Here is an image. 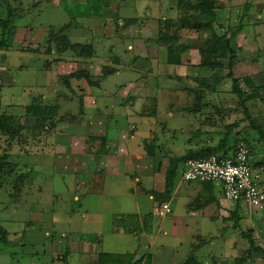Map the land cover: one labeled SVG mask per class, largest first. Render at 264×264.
I'll use <instances>...</instances> for the list:
<instances>
[{"label": "rangeland", "instance_id": "rangeland-1", "mask_svg": "<svg viewBox=\"0 0 264 264\" xmlns=\"http://www.w3.org/2000/svg\"><path fill=\"white\" fill-rule=\"evenodd\" d=\"M92 1L0 0V42L9 43L7 47L2 45L3 48L0 51V83L2 85L0 112L8 114V110L11 109L13 113L10 116L14 118L15 129L21 125L23 128L15 141L0 131V163L3 165L0 172V248L6 251L28 255L37 250L40 255H43V252L51 254L53 246L45 234L53 228V225L46 224V222L50 223V220L56 218L58 223L55 225V231L57 233L64 230L70 232L77 230L74 238L82 235V232L87 237L96 229L101 231L99 222L102 221L103 216L100 211L108 213L116 207L119 209L121 204L128 207L126 211L132 210L131 204L135 201L134 198L123 196L119 199L108 194L113 188L120 189V185H124L119 179L107 178L105 186L94 184L97 157L94 163L89 161L86 171L82 172L74 170L76 167L81 170L82 166L80 159L76 156L68 162H59V164L57 162V165H53V162L47 160L48 158L44 160L45 156L39 155L40 151L45 154V149L50 146L48 143L44 144V140L48 137L52 138L55 133L54 126L51 124H80L74 121L84 115V110L81 112L75 110V113L74 111L58 112L53 121L42 122L43 127L35 123L34 119L27 116L25 112L26 107L38 102L32 91L35 86L43 85L50 89L53 88L51 92L54 91L59 96L61 87L65 84L70 88V85H68L69 76H58L57 71L70 73L72 70L78 72L82 68L80 66L73 68L69 65L72 62L69 59L73 52L70 49L72 44L67 43L65 48L55 44L56 34L62 33L63 37L60 38L70 36L74 44L78 40L77 34L84 38L90 36L89 41L96 47L98 56L107 49L108 43H111L105 41L104 37H98L101 36L99 31L96 36H93L90 34L91 31L82 30L83 25L87 24L85 19L88 20L90 17L84 18L80 23L77 22L78 15L94 13L90 10L91 7H88L93 6ZM108 1L105 5V18L113 21L111 26L116 28V39L121 42L116 45L119 47L118 50L122 49L118 55L125 60V54L130 52L124 39L129 35V28L133 26L130 25V20L133 19L130 16H122L121 13L125 10L114 2ZM215 2L214 21L205 22L207 28L205 30L199 32L191 30L176 38L180 46L177 49L183 52L197 47L202 51H207L212 32L217 37L224 36L225 40L229 41L230 47L236 51L232 67L234 76L241 81L245 94L249 98L254 96L247 101V106L249 115L261 132L254 130L245 118L238 98L232 92V82L226 77L229 71L227 52L225 57H221L220 48L217 49V55L215 51L207 53L206 58L209 64L217 65L214 68H202L203 59L200 61L196 53V59L189 60V64H183L182 69L180 63L176 72L164 70L165 66L162 65L164 67L160 69L159 76L169 77V79L171 77L170 80L161 81L166 89L162 88L160 81L145 82L149 89L143 93L144 102L132 105L137 111H133L130 121L124 122L118 119L116 123L126 124V136H137L144 140L143 145L154 149V155L148 158L146 166L157 168L164 174L170 161H177L174 182L184 169L186 161L183 160L190 154L219 146L226 136L232 144L237 140L248 142L254 151V169L258 172L262 170L264 174V0H216ZM93 9L98 10L99 6H93ZM128 18L130 20H127ZM195 18L196 21L204 19L200 15ZM191 19H194L193 15L188 17V21L191 22ZM135 20L138 21L135 28L144 24L139 22L140 19ZM120 21L123 22L122 25ZM94 22L90 19V23ZM81 24H83L82 27L79 26ZM96 24L99 25V21ZM74 26H79L77 32L70 33ZM85 46L89 47L87 50H91V53L94 52L93 45L85 43ZM64 57L68 59L63 60ZM192 61L196 63L190 64ZM60 62L68 64L65 67L61 66V69L54 68V66L58 67ZM76 62L80 64L83 61ZM104 69L98 77L88 74L84 78L81 76V79L87 82L90 77L94 78L95 83L88 80L89 83L91 82L90 86L93 84L91 86L93 88L101 82L99 77L103 78L102 75L111 73L106 68ZM81 87L80 85L79 88ZM84 87L85 89L75 91V94L80 91L85 92L87 88L85 85ZM256 88L262 89L259 92ZM93 100L94 98L90 97V104ZM125 104L121 103L123 107ZM126 106L131 107L130 104ZM92 115L99 116L96 112ZM110 117L114 119L115 113L114 115L111 113ZM234 124L235 128L230 129L229 127ZM75 130L76 128L71 132L79 138V141H82L80 137L86 136V152L95 154L98 147L95 146L96 141H93L95 137L90 136L94 132L92 128L89 131L82 130L86 133L79 132V130L75 133ZM118 130L121 129L118 128ZM66 131V129H59L57 134L59 137L67 135ZM114 133L116 132L111 131L112 135ZM33 147L39 149L35 150ZM48 156L51 159L55 157L54 153ZM255 177L257 181L260 180L258 174H255ZM127 180L130 186L134 183L131 177H127ZM203 184H211L218 190L220 187V197L226 200L220 182ZM260 185L263 183L261 182ZM136 186L143 188V186ZM102 188H104L103 191H100ZM74 197H79L81 202L83 201L81 209H78L79 206ZM140 202L143 212L152 210L153 203L147 195H142ZM100 203H109L107 204L108 209L99 210ZM73 210L80 212L82 217L88 212L86 219L83 220L78 214L75 217L72 216ZM61 211L70 213L63 218ZM235 216L232 215L229 219L228 240L222 242V246L220 245V248L218 246L216 252L219 253L222 250L224 254H228L229 258L238 255L244 260V264H264V253L258 254L253 251L248 240V234L253 240L252 232L244 225L240 227L241 230L233 231L236 229V226L232 228L233 225L238 224L241 219L240 216ZM40 218H42L41 222ZM223 223V221L220 222L221 225ZM5 238L7 242L4 241ZM229 264L233 262L230 260Z\"/></svg>", "mask_w": 264, "mask_h": 264}, {"label": "crops", "instance_id": "crops-1", "mask_svg": "<svg viewBox=\"0 0 264 264\" xmlns=\"http://www.w3.org/2000/svg\"><path fill=\"white\" fill-rule=\"evenodd\" d=\"M110 1L125 10L121 13L122 16H130L133 19L130 20V17L127 19L130 20V25L133 26L129 28L130 36L128 35L124 39L130 52L124 53L125 60L118 55L122 49L118 50L119 47L116 45L121 42L116 39V28L111 26L113 21L105 18V5L109 1L93 0V6L97 7L98 5L99 9L94 10L93 6H88L91 7L90 10H93L94 13L78 15L79 17H76L77 22L80 23L84 18L90 17L95 22L90 23V19H85L87 24L79 25L80 27L83 25L82 30L91 31L90 34L93 36H96L99 31L101 36L98 37H104L105 41L111 43L107 42V49L103 50L98 56L96 47L89 41L90 36H86V39L77 34L76 44L72 42L70 36H67V41L70 44L85 46V43H88L93 45L94 51L89 57L72 52V56L69 57L72 62L69 65L73 68L80 66L82 68L78 72L86 71V75L90 74L91 76L98 77L101 75V70H105L104 68L111 71V73L105 76L102 75L103 78L99 77L101 82L91 88L93 84L90 86L88 79L87 83L85 79H76L71 76L78 73L76 70H72L70 73H62L59 70L56 75L69 76L68 85H70V88L64 84L63 88L61 87L59 96L54 91V94L51 92L53 88L50 89L43 85L35 86L32 91H34V97L38 100L37 104L43 107L57 105L59 107L58 112L61 113L71 111L75 113V110H79V112L84 110V115L74 121L80 124H54L55 133L52 138L48 137L44 140V144L48 143L50 146L45 149V154L40 151L39 155L41 157L45 156L44 160L48 158L47 160L53 162V165H57V162L58 164L59 162H68L73 156H76L80 159L82 166L80 167L81 170L77 167L74 170L82 172L86 171L87 166H89L88 162L92 161L94 163L97 157L98 164L93 178L94 184L105 186L107 178L116 177L119 179L124 185H120V189L113 188L108 194L119 199L123 196L124 198H134L135 201L131 204L132 210L126 211L128 207L121 204L119 209L116 207L112 211L109 210L108 213L100 211L103 216L102 221L99 222L101 231L96 229L87 237L82 232V235L74 238L73 236L77 233V230L73 232L64 230L57 233L55 225L58 222L56 218L52 219L50 223L46 222V224L53 225V228L45 234L53 246L51 247V254L43 252V255H40L39 251L35 250L34 253L22 255L0 248V264H100L102 256L106 257L103 259V264H115L109 259L111 256L132 257L131 260L123 259L122 264H229L230 260L233 264H244V260L238 255L229 258L228 254H224L221 249L222 253L216 252L218 246L220 248L222 242L228 240L229 219L232 215L241 217L238 224H232V228L236 226L233 231H238L237 229H240L243 225L245 228L247 227L253 234L255 246L263 251L261 253H264V211L251 208L244 202L234 203L222 199L220 197V187H218V190L211 184L186 183L181 181L180 177L174 182L169 197L160 198L162 195L164 196L166 190V173L163 174L157 168L153 169V167L146 166L149 157L144 151V140L137 136H126V124L116 123L118 119L124 122L130 121L133 111H137L132 105L144 102L143 93L146 89H149L145 82L148 80L155 83L160 81L162 88L166 89L161 81L170 80L171 77L169 79V77L159 76L160 69L164 66V70L168 69L171 72H176V69H178L179 65H174V63L168 61V47L171 45L170 42H178L179 40L176 38L180 35L191 31L178 26L180 17L185 16L187 13L184 5H180L179 0ZM135 19H140L139 22L144 24L135 28L138 25V21L136 22ZM97 21H99V25L96 24ZM120 22V25H122L123 22ZM79 26H74L70 33L77 32ZM138 33L139 35H137ZM195 53L201 61L199 48L197 47L190 48L180 55L181 69L184 66L183 64H189V60L196 59ZM66 59L68 58H63V60ZM76 61L83 62L79 64ZM195 63L192 61L190 64ZM66 64L68 63L60 62V65L58 67L54 66V68L61 69V66L65 67ZM162 65L164 66L162 67ZM171 75L174 77L173 73ZM95 79L97 80V78ZM90 80L93 82L94 78L90 77ZM80 85L83 88H79ZM84 85L87 90L75 94V91L85 89ZM56 90L58 92L57 88ZM90 97L94 98L91 103L92 106ZM124 101L127 103L125 102V104ZM121 103L125 106L123 107ZM128 103L131 105L129 108L126 106L129 105ZM8 111L7 115L10 116L13 112L11 109ZM95 112L99 116H93L92 114ZM111 113L113 115L115 113L116 117L114 119L110 117ZM81 126L82 128L79 129ZM75 128V133L78 130L86 133L92 128L94 132L90 136L95 137L93 141H96L95 146L98 147L95 154L92 155L86 152L87 138L85 135L80 137L82 141H79V138L72 134L71 131H74ZM118 128L121 130L119 131ZM59 129L67 130V135L60 136L61 139L57 134ZM84 129L86 131H82ZM111 131H115L117 134L112 135ZM34 149L38 150L39 148ZM52 153L55 156L53 159L48 156ZM252 160L254 162V158ZM261 171L258 172L254 169L253 175L258 185L264 188V174ZM255 174H258L260 180L257 181ZM95 177H97L96 180ZM127 177L133 179L134 183L131 186ZM259 182H262L263 185H260ZM135 185L143 186V188H137ZM104 188L100 191H103ZM142 195H147L153 203L152 210L149 212L142 211L143 207L140 202ZM74 198L79 206L78 209H81L83 201L81 202L79 197ZM107 204L109 203H100L98 209L107 210ZM163 204H169L172 210L169 216H160ZM61 213L64 218L70 212L61 211ZM79 213L73 210L71 214L74 217L78 214L85 220L88 212L83 217ZM130 215L136 218L127 225H122V218ZM149 215L151 217L147 218ZM39 221L41 222L42 218ZM222 221L224 223L221 225L220 222ZM69 224L71 223L69 222ZM6 238L4 241L7 240Z\"/></svg>", "mask_w": 264, "mask_h": 264}, {"label": "trees", "instance_id": "trees-1", "mask_svg": "<svg viewBox=\"0 0 264 264\" xmlns=\"http://www.w3.org/2000/svg\"><path fill=\"white\" fill-rule=\"evenodd\" d=\"M216 0H179L180 5H184L185 10L187 11L185 16L180 17L179 21H178V26L182 29H189L192 31H200V30H205L206 28V24L205 22L209 23L212 21H214L215 19V12H216ZM191 15H193V20L191 19V22L188 21V17ZM197 15H200L201 18L204 17V19H200L198 21H196ZM186 18V21H184V19ZM211 19V20H209ZM212 39L210 41H208V50L207 51H202L199 49V53L201 56V60L203 59V62L201 64L202 68H214L217 67V65H211L209 64L208 59L206 58L207 53H213L214 51L216 52L215 54L217 55V49L220 48L221 50V57H225L228 53L229 55V71L227 74V78L231 80L232 82V92L233 94L238 98V101L240 103V106L243 109L245 118L249 121V123L254 127V130L261 132V130L259 128L256 127L255 122L253 121V119L251 118V116L249 115V110H248V106H247V101L251 98H254V96H250V98L245 94V92L242 89L241 86V81L239 79H237L234 76L232 67L234 64V60L236 58V51L233 50L230 47L229 41L225 40V37H217V35L212 32L211 34ZM63 37L62 33H58L56 34V36L54 37V42L55 44H59L61 47H66L67 43L69 44V42L67 41V37L64 38H60ZM61 42V43H60ZM65 43V44H64ZM171 45L168 47V53H169V59L168 61L170 63H174V65H180V55L182 53H184L185 51L181 52L179 51L177 48L180 47L178 45V42H170ZM2 45H5V47H7L9 45V43H5V42H0V51L3 48ZM86 46H80V45H72L70 49H72L73 52L79 54L80 56H85V57H89L92 55L91 50H87ZM86 49V51H84ZM226 50V51H225ZM187 51V50H186ZM86 73L83 72H78V73H74L71 76L73 78L76 79H81L85 77ZM70 76V77H71ZM90 79V78H89ZM88 79V80H89ZM89 82V81H88ZM91 83V82H90ZM89 83V84H90ZM2 88V85L0 83V89ZM259 92L261 91L262 88H256ZM38 101V100H37ZM38 103V102H37ZM59 107L57 105L55 106H50V107H43L40 104H33L31 106L26 107L25 112L27 114V116L29 115L30 118L34 119L35 123H38V125L42 126V122H51L55 119L57 113H58ZM82 111V110H81ZM38 121V122H36ZM20 125V124H18ZM52 126H54V124H51ZM16 124H14V118L12 116H9L7 114H3L0 112V131L1 133H3L4 135L10 136V139L12 141H15L16 138L18 136H20L21 134V127L18 126L17 129H15ZM230 129H234L235 128V124L233 126L229 127ZM239 142H243L245 143L249 150H250V154L252 156V159L254 158V151L252 149V147L248 144V142H246L245 140H237L234 141V143L232 144L231 140L228 141V136H226V138L220 142L219 146L217 147H210L207 148L205 150H201V152L195 153V154H190L189 156L191 157H187L185 160L186 161L185 164L189 161V160H193V159H205L208 158L210 156H219V157H228L230 156L231 152L235 149L237 143ZM154 149H151L150 146L148 145H144V151L146 152L148 157H153L154 153H153ZM5 158V157H4ZM177 161L175 160H171L170 164L167 168L166 174H165V192H164V196L162 195L160 198H167L169 197V195L172 192L173 189V185H174V178H175V163ZM254 162L252 164L253 170H254ZM3 169V165L0 163V172ZM181 175V174H180ZM151 216H147V218H150ZM136 217L135 216H126L124 218H122L121 220V224L122 225H127L129 222H131L132 220H134ZM248 240L250 241V245L253 249V251L255 252H263L261 249L257 248L255 246L254 241L252 240V238L250 237V235L248 234ZM106 257L102 256L101 259V263L103 264V259H105ZM109 259H111L113 262H115V264H122L124 261H122L123 259L126 260H131L132 257L131 256H111L109 257ZM137 264V263H135Z\"/></svg>", "mask_w": 264, "mask_h": 264}, {"label": "built area", "instance_id": "built-area-1", "mask_svg": "<svg viewBox=\"0 0 264 264\" xmlns=\"http://www.w3.org/2000/svg\"><path fill=\"white\" fill-rule=\"evenodd\" d=\"M253 160L248 146L237 143L228 157L210 156L205 159L189 160L181 172L184 182H220L226 200L248 204L251 208L264 211V188L260 187L253 175ZM169 204L161 206L160 216H169Z\"/></svg>", "mask_w": 264, "mask_h": 264}]
</instances>
